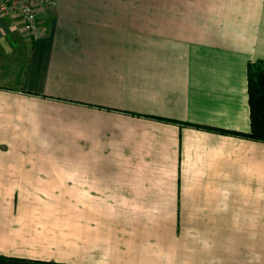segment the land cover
<instances>
[{"label":"crops","instance_id":"obj_1","mask_svg":"<svg viewBox=\"0 0 264 264\" xmlns=\"http://www.w3.org/2000/svg\"><path fill=\"white\" fill-rule=\"evenodd\" d=\"M39 16H0V264H264V0Z\"/></svg>","mask_w":264,"mask_h":264},{"label":"trees","instance_id":"obj_2","mask_svg":"<svg viewBox=\"0 0 264 264\" xmlns=\"http://www.w3.org/2000/svg\"><path fill=\"white\" fill-rule=\"evenodd\" d=\"M247 79L251 129L249 132L238 133L254 139L264 140V60L248 63ZM217 129L226 131L221 128Z\"/></svg>","mask_w":264,"mask_h":264},{"label":"built area","instance_id":"obj_3","mask_svg":"<svg viewBox=\"0 0 264 264\" xmlns=\"http://www.w3.org/2000/svg\"><path fill=\"white\" fill-rule=\"evenodd\" d=\"M56 0H0V16L17 18L33 39L42 31L39 8L54 6Z\"/></svg>","mask_w":264,"mask_h":264},{"label":"rangeland","instance_id":"obj_4","mask_svg":"<svg viewBox=\"0 0 264 264\" xmlns=\"http://www.w3.org/2000/svg\"><path fill=\"white\" fill-rule=\"evenodd\" d=\"M202 2L203 3V6H201V8H212L213 7V3L214 1H142V9L143 11H146L147 9L148 10H153L155 7H157L158 9L160 8H164V7H167V6H170V7H189V8H198L199 7V3ZM168 3V4H167ZM208 13V12H207ZM202 16L198 17L197 16V10H196V15L195 16H191V18H195V19H198V18H203L205 17L204 15L206 13L202 12ZM150 17L148 16H142L141 17V20H142V24L143 25H148V20ZM144 29V28H143ZM148 30V29H146Z\"/></svg>","mask_w":264,"mask_h":264}]
</instances>
